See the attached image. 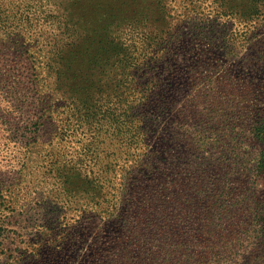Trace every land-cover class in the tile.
<instances>
[{"label":"rangeland","instance_id":"1","mask_svg":"<svg viewBox=\"0 0 264 264\" xmlns=\"http://www.w3.org/2000/svg\"><path fill=\"white\" fill-rule=\"evenodd\" d=\"M81 16L124 38L169 28L180 37L143 72L165 78V102L129 163L121 70L89 109L114 120L84 124L34 57ZM263 122L264 0H0V264H264L250 212L264 210V142L252 132Z\"/></svg>","mask_w":264,"mask_h":264},{"label":"trees","instance_id":"2","mask_svg":"<svg viewBox=\"0 0 264 264\" xmlns=\"http://www.w3.org/2000/svg\"><path fill=\"white\" fill-rule=\"evenodd\" d=\"M77 1L74 0V2ZM167 7L169 6L167 5ZM251 9L250 13L238 12L237 14L253 17L257 13H251L254 11ZM112 15L115 16V14L110 16ZM81 18L84 19L81 21ZM85 20H87L85 16L71 18L69 25L63 26L60 31L54 33L50 48H42V53L40 49L36 50V52H39V56L34 54V57L43 56L44 63L41 66V71L44 84L47 86L50 83L48 82L49 77L55 74V89L57 91L61 90L65 100L79 102L77 109H79L78 112L81 110L82 114L78 120L84 124H88L90 119L98 123L105 121V119L107 122L114 120L109 109L104 114H102V108L92 114H90L89 109L95 107L100 100V92L103 85L107 83L104 82L105 76L113 70H121L120 89L123 106L119 112L118 134L121 140L120 152L124 162L129 163L134 159L133 148L146 145L145 142L151 138V134H154V119L156 120L157 114L154 116L153 114L158 111L160 104L165 102V100H160L163 98V88L166 85L165 78H156L155 80L150 78L143 81L145 78L142 76L143 72L149 67L153 51L155 53L154 60L165 59V56L169 55L168 52L171 51V40L174 42L180 41V37L176 34L168 36L172 31L169 28L162 31L165 33L164 36H162L163 33L160 35L154 31L150 33L138 31L137 33L140 36L143 34V36L137 39L139 38L137 34L132 35L133 32L130 30L131 36L124 38L121 35L122 33L107 26L90 29L87 25L88 22L83 24ZM78 22L82 23L83 28L78 27ZM108 22L105 23L109 24ZM113 22H115V17ZM161 36L166 40V47L163 50L157 47ZM161 62L163 64L164 61ZM165 63L167 62L165 61ZM47 92L50 95L48 90ZM51 99L52 95L49 96L48 101ZM45 114L46 112L42 116H45ZM74 114L76 115L75 112ZM252 132L256 139L264 142V122L255 125ZM233 146L234 144H229L227 147L230 149ZM238 153V159H246L240 156V152ZM54 158L57 162L60 156L54 155ZM255 158H257V170L262 172L264 170V152H261ZM139 167L140 165H138ZM59 168L64 169L65 172L69 169L74 170V166L67 165V161ZM74 172L76 173V168ZM101 178L102 176H91L88 182V190L93 197L101 195L103 189ZM259 207H261L260 204H251L250 212L253 214L255 225L259 227L257 235L263 238L264 210ZM104 211L107 212L108 210L105 209Z\"/></svg>","mask_w":264,"mask_h":264}]
</instances>
